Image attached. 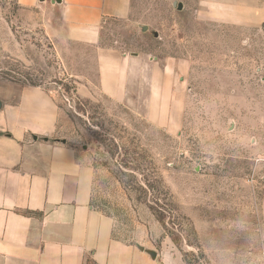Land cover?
I'll list each match as a JSON object with an SVG mask.
<instances>
[{"label":"rangeland","instance_id":"1","mask_svg":"<svg viewBox=\"0 0 264 264\" xmlns=\"http://www.w3.org/2000/svg\"><path fill=\"white\" fill-rule=\"evenodd\" d=\"M17 16L14 0H0V78L52 95L67 121L61 139L92 167L91 204L114 221V238L165 264H259L264 27L214 22L199 0H133L127 20L102 25L99 46L62 54L38 24ZM97 48L142 60L141 90L129 103L100 93ZM110 140L142 165L138 179L160 177L171 202L160 197L167 233L123 190L118 178L131 173L120 174L124 151L107 154Z\"/></svg>","mask_w":264,"mask_h":264},{"label":"crops","instance_id":"2","mask_svg":"<svg viewBox=\"0 0 264 264\" xmlns=\"http://www.w3.org/2000/svg\"><path fill=\"white\" fill-rule=\"evenodd\" d=\"M132 2L14 0L17 15L62 54L70 45L99 46L102 25L127 20ZM199 3L214 22L264 27V0ZM97 53L100 93L129 103L131 90H141L142 60ZM61 114L41 86L0 78V264H165L114 238V221L91 204L92 167L61 139Z\"/></svg>","mask_w":264,"mask_h":264},{"label":"trees","instance_id":"3","mask_svg":"<svg viewBox=\"0 0 264 264\" xmlns=\"http://www.w3.org/2000/svg\"><path fill=\"white\" fill-rule=\"evenodd\" d=\"M112 144H110L107 148V154L111 157H114L115 154L119 153V150L124 151L123 157L124 160L122 161V165H120V169L122 171L120 174H123V170L130 171L131 179L124 181L123 179L118 178L123 190L129 195L132 194L134 196L135 201L138 204L144 205L147 209L152 213L156 221L161 226L164 232H168V223L166 222L167 214L166 210L162 208V204H160V197H163V206H171L170 196L164 190L162 186V181L160 177L156 174L155 171L152 172L151 180H148L144 175H140V179L136 177L137 171H139L141 164L137 162V159L132 157L129 152L126 151L124 147H119V145L115 144L114 141L110 140ZM100 144L105 145L104 140H99ZM133 155L136 153L131 152ZM121 154V153H120ZM149 164H152L149 161ZM133 175V176H132ZM168 215L170 218L174 220H180L175 214L173 209H169ZM168 217V218H169ZM170 220V219H169ZM172 242L177 244V240L174 237H171ZM185 264H190L188 261L184 260Z\"/></svg>","mask_w":264,"mask_h":264},{"label":"water","instance_id":"4","mask_svg":"<svg viewBox=\"0 0 264 264\" xmlns=\"http://www.w3.org/2000/svg\"><path fill=\"white\" fill-rule=\"evenodd\" d=\"M182 8V6L179 4L178 5V9L180 10ZM143 30H146V28L144 27ZM148 254L151 256L152 259H155L156 258V255L154 252H148Z\"/></svg>","mask_w":264,"mask_h":264},{"label":"built area","instance_id":"5","mask_svg":"<svg viewBox=\"0 0 264 264\" xmlns=\"http://www.w3.org/2000/svg\"><path fill=\"white\" fill-rule=\"evenodd\" d=\"M262 161L264 162V156L262 158ZM259 264H264V254H262L260 260H259Z\"/></svg>","mask_w":264,"mask_h":264}]
</instances>
